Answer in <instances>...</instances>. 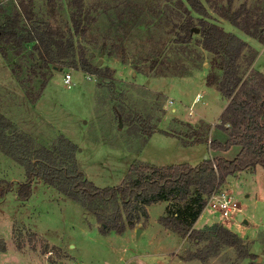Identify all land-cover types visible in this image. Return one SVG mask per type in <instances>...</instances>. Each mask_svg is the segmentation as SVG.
Masks as SVG:
<instances>
[{
  "label": "rangeland",
  "instance_id": "374dc122",
  "mask_svg": "<svg viewBox=\"0 0 264 264\" xmlns=\"http://www.w3.org/2000/svg\"><path fill=\"white\" fill-rule=\"evenodd\" d=\"M82 1L84 30L77 33L69 0H32L35 26L44 22L71 38L73 49L63 61L43 65L34 42L20 54L1 44L0 114L11 122L10 131L44 147L64 136L76 145L78 166L98 187L120 184L133 163L197 165L204 155L213 158L217 151L209 152V140L227 136L217 124L229 100L206 84L207 74L219 71L212 67L214 55L201 44L199 20L246 42L238 60L242 81L264 74V42L217 13L227 0H200L204 16L186 0ZM242 4L253 17L264 16V0H233V9ZM16 5L17 0H0V20ZM188 18L193 25L189 41L183 42ZM66 74L72 77L70 85L64 82ZM195 128L206 142H193ZM149 130L154 131L150 137ZM237 150L219 155L232 159ZM24 181L23 166L0 150V185L11 184L0 196V241L5 244L0 264H201L165 258L185 255L193 246V240L183 245L181 237L159 223L166 202L149 205L147 220L134 228L103 234L93 214L41 180H33L28 198H19ZM225 182L249 215L250 225L239 223L247 228L241 236L252 240V246L246 245L255 258L240 264H264V168ZM136 228L141 229L138 237ZM238 263L235 250L227 246L208 261Z\"/></svg>",
  "mask_w": 264,
  "mask_h": 264
},
{
  "label": "trees",
  "instance_id": "16d2710c",
  "mask_svg": "<svg viewBox=\"0 0 264 264\" xmlns=\"http://www.w3.org/2000/svg\"><path fill=\"white\" fill-rule=\"evenodd\" d=\"M186 1L197 14L204 16L207 13L200 0ZM69 3L73 9L74 31L83 32V1L69 0ZM217 13L250 37L264 42V16L253 17L244 4L233 9V0L217 7ZM34 17L32 0H17L15 9L9 14L4 13L0 20V53L5 54L1 44L10 45L16 54H20L25 44L34 42L43 65L63 61L73 49L71 38L44 22L42 26H35ZM199 23L201 44L214 55L212 67L219 71V74L209 72L206 84L214 85L229 100L217 124L227 136L224 141L209 140L210 149L217 151L213 158H206L197 165L133 163L120 184L98 187L78 166L76 145L70 140L61 135L50 147L35 145L30 137L10 131L11 122L0 114V150L25 170V181L18 187V197L28 198L33 180H41L93 214L103 234L112 230L120 234L126 228H134L137 223L147 220L149 205L166 202L159 223L198 245L194 251L178 254L180 260L207 262L224 246L233 248L239 261L255 258L245 241L218 221L207 229L194 227L208 196L225 182L228 175L256 165L264 168V74L256 73L252 80L242 81L238 60L247 47L246 42L204 19ZM192 25L191 18L182 25L186 35L183 42L189 41ZM82 67L88 68L85 63ZM93 69L95 71L96 66ZM153 132L149 130L146 135L150 137ZM192 138L194 143L207 141L202 139L197 128L193 130ZM233 147L238 150L232 159L219 155ZM1 183L0 196L11 188L10 183ZM16 247L21 249L22 244L17 242ZM4 249L5 244L0 241V250Z\"/></svg>",
  "mask_w": 264,
  "mask_h": 264
},
{
  "label": "built area",
  "instance_id": "2783aa9c",
  "mask_svg": "<svg viewBox=\"0 0 264 264\" xmlns=\"http://www.w3.org/2000/svg\"><path fill=\"white\" fill-rule=\"evenodd\" d=\"M72 77L70 74H66L64 82L70 85ZM200 94L195 96V101L199 100ZM209 212L211 218L218 221L221 225L223 222H241L237 219L238 215L241 214V206L231 192L224 187L223 184L219 185L207 198V203L202 210L203 212ZM221 219V220H219Z\"/></svg>",
  "mask_w": 264,
  "mask_h": 264
},
{
  "label": "crops",
  "instance_id": "0c3cea01",
  "mask_svg": "<svg viewBox=\"0 0 264 264\" xmlns=\"http://www.w3.org/2000/svg\"><path fill=\"white\" fill-rule=\"evenodd\" d=\"M198 101V100H197ZM153 134V133H152ZM226 138V137H225ZM220 141H224V139H220ZM188 144H191V143H188ZM208 150H209V152H213L211 149H210V147H209V145H208ZM212 155V154H211ZM206 158H209L208 157V155H204V159H206ZM181 163H184V162H181ZM257 166H260V165H256L254 168H250V169H245V170H243V171H247V172H253L255 169H256V167ZM261 167V166H260ZM243 171H239V172H236V173H233L232 175H228L227 177H226V179L225 180H227V178L229 177V176H233V177H236L239 173H241V172H243ZM227 183V181L225 182V184ZM225 186H227V185H225ZM231 192V191H230ZM231 194L233 195V193L231 192ZM234 197H235V199L237 198L236 197V195H233ZM238 202H239V204H240V201L238 200V198L236 199ZM241 206V205H240ZM148 208V207H147ZM242 209H243V207H241V214H242V218L243 219H246L247 220V223H246V225H248L249 224V221H248V216L249 215H247V216H245V214H244V212L242 211ZM165 210V209H164ZM215 221V219L213 220L212 218H211V214L209 213V212H207V211H205V212H203V213H201L200 214V216L198 217V219L196 220V222H195V224H194V227L196 228V229H203L205 226H207V225H209V224H211V223H213ZM240 223H243V222H240ZM239 222H234L230 227H228V229L229 230H231L232 232H234V233H236L238 236H240L244 241H245V243L249 246V244L252 246V240H251V242L250 241H248L247 239L245 240L241 235H243V232H244V229L246 228L245 226H243L245 223H243V225L242 224H240ZM250 225V224H249ZM223 226H225V225H223ZM163 227V226H162ZM225 227H227V226H225ZM163 229H165L164 227H163ZM247 229V228H246ZM165 230H167V229H165ZM167 231H170V230H167ZM171 232V231H170ZM137 237V236H136ZM187 238H182V241H183V245H184V243H185V240H186ZM193 247V248H192ZM192 247H190V249L189 250H191V251H194L197 247H198V245H196L195 243H193V246ZM184 249V248H183ZM250 251V250H249ZM252 253V252H251ZM174 255H176V256H174ZM174 255H169V254H166L165 255V258L166 259H171L172 257H177L178 258V254H174ZM179 259V258H178ZM180 260V259H179ZM260 260V259H259ZM180 261H182V260H180ZM190 261H192V260H190ZM209 261V260H208ZM208 261L207 262H201V264H208ZM242 261V260H241ZM241 261H239V263L238 264H240V262ZM183 262H186V261H183ZM109 264V263H108Z\"/></svg>",
  "mask_w": 264,
  "mask_h": 264
},
{
  "label": "water",
  "instance_id": "95a60500",
  "mask_svg": "<svg viewBox=\"0 0 264 264\" xmlns=\"http://www.w3.org/2000/svg\"><path fill=\"white\" fill-rule=\"evenodd\" d=\"M237 219H238L239 221L245 223V224L247 223V220L242 218V214H239L238 217H237ZM135 232H136V233H135L136 236L138 237L139 234H140V232H141V229H140V228H136V231H135Z\"/></svg>",
  "mask_w": 264,
  "mask_h": 264
}]
</instances>
